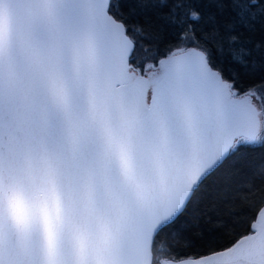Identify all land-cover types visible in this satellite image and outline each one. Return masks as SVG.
<instances>
[{
  "label": "snow or ice",
  "instance_id": "obj_1",
  "mask_svg": "<svg viewBox=\"0 0 264 264\" xmlns=\"http://www.w3.org/2000/svg\"><path fill=\"white\" fill-rule=\"evenodd\" d=\"M0 264H264V0H0Z\"/></svg>",
  "mask_w": 264,
  "mask_h": 264
}]
</instances>
